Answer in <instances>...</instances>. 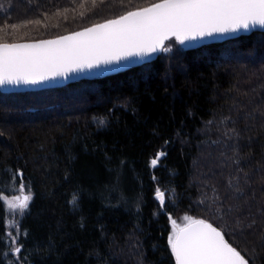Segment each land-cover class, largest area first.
<instances>
[{
    "label": "trees",
    "instance_id": "16d2710c",
    "mask_svg": "<svg viewBox=\"0 0 264 264\" xmlns=\"http://www.w3.org/2000/svg\"><path fill=\"white\" fill-rule=\"evenodd\" d=\"M155 2L0 0V37L53 38ZM169 45L104 78L0 90V192H16L11 178L18 189L22 173L34 193L15 217L19 254L5 250L17 228L10 214L5 227L0 203V264H175L169 216L184 214L220 228L248 264H264V32ZM158 186L170 193L163 207Z\"/></svg>",
    "mask_w": 264,
    "mask_h": 264
},
{
    "label": "snow or ice",
    "instance_id": "6c2138e0",
    "mask_svg": "<svg viewBox=\"0 0 264 264\" xmlns=\"http://www.w3.org/2000/svg\"><path fill=\"white\" fill-rule=\"evenodd\" d=\"M256 26L264 31V0H156L53 39L8 42L0 37V86L37 84L132 56H144L158 50L168 52L171 46L164 44L169 37L185 45L218 33ZM11 27L15 29L17 25ZM95 120L98 127L107 124L103 117ZM162 155L164 153L157 152L150 159V165L156 166ZM11 179L12 190L19 194L8 197L0 192L6 228L7 216L23 218L34 199L31 185L25 182L22 173L18 189L14 187L17 176L14 174ZM154 195L163 207L170 193L158 186ZM67 202L73 207L78 206V191L74 190ZM169 219L173 230L168 234L167 243L175 264H248L240 251L225 239L222 230L208 220L185 216L188 222L179 225L171 216ZM20 222L16 220V235L7 237L12 243L5 245L6 252L19 254L23 250L18 239Z\"/></svg>",
    "mask_w": 264,
    "mask_h": 264
},
{
    "label": "water",
    "instance_id": "95a60500",
    "mask_svg": "<svg viewBox=\"0 0 264 264\" xmlns=\"http://www.w3.org/2000/svg\"><path fill=\"white\" fill-rule=\"evenodd\" d=\"M259 28L260 26H256V28H250L248 30L241 29L236 32L218 33V34L213 35L212 37H205L197 41L187 42V44L185 45H181L179 42L178 43L180 44L182 48L186 50L196 49V48H200L202 46H206L212 43H221L229 39L237 38L239 36L249 35L255 31H261L259 30ZM76 31H79V30H76ZM76 31H73V32H76ZM261 32H264V31H261ZM67 34H63V35H67ZM63 35H60V36H63ZM53 38H46V39H41V40H48V39H53ZM171 38H174V37L167 38L165 42ZM161 52L162 50H158L153 53L145 54L144 56H132V57L122 59L120 61H116V62H112L108 64H100L92 68H84L79 71L71 72L67 76L47 79L37 84L2 85L0 86V90L3 93L39 91L43 89L63 87L68 84L82 81V80H96V79L111 76V75H114L120 72H124L126 70H129L131 68H134V67H137L143 64L150 63L154 61L161 54Z\"/></svg>",
    "mask_w": 264,
    "mask_h": 264
},
{
    "label": "rangeland",
    "instance_id": "374dc122",
    "mask_svg": "<svg viewBox=\"0 0 264 264\" xmlns=\"http://www.w3.org/2000/svg\"><path fill=\"white\" fill-rule=\"evenodd\" d=\"M18 194H19L18 191H16V192L12 193L11 195H9L8 197H12V196L18 195ZM8 211H9V213L12 212L11 209H9ZM10 216H11V222H10L9 226H10V228H15L16 227V224H15V219L16 218L15 217L16 216L15 217H13L12 215H10ZM185 216H189V215L184 214V215H181L178 218H173V219L176 220L177 224L183 225V224H186L188 222L187 220H185ZM189 217H191V216H189ZM170 227H171V229H170V232H171L173 230V226H172L171 222H170Z\"/></svg>",
    "mask_w": 264,
    "mask_h": 264
}]
</instances>
